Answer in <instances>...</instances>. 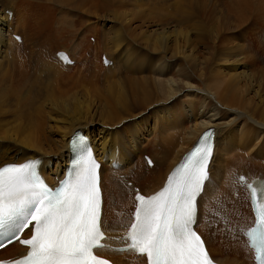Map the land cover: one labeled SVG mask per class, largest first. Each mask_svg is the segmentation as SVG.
Here are the masks:
<instances>
[{
	"label": "bare ground",
	"instance_id": "obj_1",
	"mask_svg": "<svg viewBox=\"0 0 264 264\" xmlns=\"http://www.w3.org/2000/svg\"><path fill=\"white\" fill-rule=\"evenodd\" d=\"M8 1L9 4L7 3L8 5L3 9L2 7L4 3H1L0 5V118L8 116L11 118V121H6L4 124H1L2 122H0V166L5 163L21 162L29 158H38L41 160V173L45 176L48 182L53 183L55 176H58L59 178L62 177L69 161V155L72 153V150L68 143L72 134L76 131H81L83 134L90 136L95 154L101 162L100 177L103 193V217L101 225L109 238L108 242L117 246L122 244L120 242L111 241L110 239L121 236L126 231L129 220L126 218V215H122L121 220L123 224L126 225L120 224V217L115 216L111 208L115 206L127 207L130 204L131 208L123 210H130L133 208V192L131 188L125 186V183L131 182L133 186L139 188L144 195H149L155 192L162 187L167 174L176 166L183 155L191 149L199 135L203 131L212 128L214 130V147L208 166L209 179L205 182L203 193L197 200L198 215L196 229L203 237L210 255L216 262L220 264H244L239 258V252L243 249L242 247L239 248L240 244L236 243V240L228 238L231 242L221 243L216 241L214 236L215 231L211 230V227L213 224H216L213 215L216 214L217 211L212 208H207L205 203L208 200L217 202L221 197L226 195L233 203V208L236 211L237 209L239 210L241 185L237 181V177L239 175H244L247 178V181L253 177L245 171H242V164L244 165L245 162L244 157L246 156V149H236V147H232V143L228 140L230 138L229 135L234 138L237 137L236 134L234 136V131H237V129L242 131L241 136H244L240 138L247 139L248 144H245L244 147L248 148L251 144L249 141V134L253 132V129H255V138L253 141L256 137L261 136V139L264 137V124L255 122L253 115L249 113L251 104L246 98V95L248 94H240L241 90H235V86H237V81L239 80L236 78L238 76H230L223 79L222 84L224 86L220 89V93L215 99L210 93L200 94L201 91L196 84L198 77L191 70V72H187V75H183L185 80L179 85L177 80L172 77H167V73L170 72V69L166 68L169 63L173 61L172 58H165L162 60L164 69L155 67L156 65H154L151 60H149L151 65H148L146 62V59L150 55L149 52H154V54H156V52L159 51L163 52V54H182L185 57V63L188 64L196 61L197 45L202 43L201 37H206L208 34L199 27L200 23H193L195 13L191 10V6L189 5V10L187 5L183 4L180 0H174L173 11H169L167 18L161 21L164 26L161 28L160 32L152 31L148 27H146L145 30L142 29L144 27L138 28L140 31L138 35L142 38L149 39V41L145 43L144 49L152 50L149 52H143L145 54L144 59L139 55L142 53L134 52V56L136 57L134 60H128V58H126L127 60L122 61L119 51L122 44H124L123 42H125L124 37L119 31L112 33V36H107L105 33V40L104 37H102V40L105 41V48L101 53L105 54L106 57L111 60V64L106 66L105 71V73H108L106 79L111 81H109L108 86H106L108 89L106 91L107 94H105V92V95H103L101 92L102 95L98 96L99 94L97 93V95L95 93L99 97H97V101L101 107V117H99L103 121V123L100 124L103 128L98 129L100 125L94 117H90L91 119L86 117L87 120H83V117L81 118L77 115H74L72 120L67 117H65V119L55 118L56 116L53 117V108L50 109L52 111H48L49 117H47L48 113L40 109V107L35 108L31 99L27 100L26 98H23L19 87L20 84H22L21 81L24 80L21 71L26 62L30 64L37 60L38 64V60L39 62L43 61L45 67L46 65H50V62L58 65L60 64L57 60H51L49 62L41 57L42 53L45 55L48 54L47 51H49L50 47H45V40L37 42L32 34L26 32L25 28L29 23H34L37 27L39 26L38 23H40V17L37 15V11L34 10V7L28 5L23 8H18L19 5L15 4V0ZM34 1L38 2L41 0ZM44 1L62 5L61 7L70 10V13L72 11L83 12L84 9L89 8L92 5L98 7V3L101 7V9L99 8L100 10L105 9L112 12L119 11V13H114L113 15H115V17H121V19H129V17H127V11H121V9L118 8L121 3H125L123 0ZM141 1L142 0H138L137 3H141ZM235 2L236 3L233 7L235 8L237 6L241 18L244 16L248 18L252 14L262 16V18L264 17V0H236ZM135 6L141 8V6ZM7 10L11 11V16L6 12ZM91 10L93 9L91 8ZM130 15L132 16V19L130 20L131 22H134L133 17L142 20L144 24L154 19L151 12L140 13L132 11ZM13 20L14 23H10ZM72 20L70 21L67 18L62 17L60 23L63 26H67ZM170 23H175L177 25L193 23V28L191 30L199 34L197 36H192L191 33L185 32L184 30H170L168 28V26L171 25ZM72 24L73 23L70 25ZM134 32L136 33V30ZM12 34H19L21 36V42L15 41L12 38ZM8 35L11 38H9ZM73 35L76 36L77 33L74 32ZM174 36L176 37L175 39H173ZM208 39L211 44H215L217 35L213 34L211 37L208 36ZM48 41H50V39H48ZM171 41L175 44L174 49L169 47ZM29 43L30 47L27 45ZM182 45L184 46L183 49L181 48ZM21 46L23 47L24 52L26 51L25 48H30L28 50L29 53H27L28 60H26V57H23V55H20L19 50L21 49ZM41 46L42 48L40 52ZM52 47L54 46L52 45ZM53 49L54 48H52V50ZM59 49H55L52 54L54 55ZM68 52L73 59V51ZM185 66L187 65L185 64ZM137 73L140 74V76L136 77L135 75ZM147 74H152L154 76H149ZM125 75L126 77H124ZM117 78L123 79L118 81L116 80ZM247 80H251L252 82L255 81V79L251 77H248ZM126 84L130 88L131 100L129 94L125 90ZM104 85L102 86L104 87ZM23 89L21 90L24 93ZM90 90H92V88ZM96 91L94 90L93 92ZM187 92L197 93L204 98V105L200 106L201 100L199 98L185 96L187 101L190 102L188 103L187 108L191 111H198L196 113L197 117L198 113L203 109L202 114L203 118H205V120L203 119L189 130L184 129L180 131L179 129L178 131L176 128H173L168 124V121L165 118H163L159 120L157 125L155 124L159 129H154L156 126H153V123H146L144 125L149 132L144 141H142L143 139L138 140L136 134L124 138L119 132H117L116 129L119 128L124 121L131 120L138 116L141 111L145 110L148 105L152 104L159 96L164 95L169 96V99H174ZM54 99L56 100V98ZM43 100L46 102L48 101V99ZM46 102L43 103L46 105ZM59 103L61 102L59 101ZM65 105L67 106V104ZM65 105L62 106L64 110ZM55 114L57 115V113ZM191 118H195V116H191ZM249 121L250 124L247 126L245 123ZM251 126H254L255 128H252ZM7 127L9 128L6 129ZM160 128L161 131L157 132ZM153 132L161 135V155L158 156L154 151L150 152V154H147L146 152L141 154L142 157L145 154L149 155L154 164L151 169H148L142 158L146 172L139 171L140 165L135 162V157L137 156L136 153L140 148H144L143 142L149 143ZM156 142L152 141L150 143L154 144ZM157 144L161 145L160 143ZM159 145H157V147H159ZM228 160L239 166V171L230 175L232 170L228 171ZM111 161H116L119 164L117 169L110 168ZM231 166L232 168L234 167L233 165ZM151 171L153 172V176L150 177L149 175H151ZM120 174L123 175L118 179ZM258 176L264 178V174ZM150 179H152L153 182H150ZM146 182L148 185L150 184V186H148ZM222 218H225V220L221 219L224 228L232 230V222L230 219L226 216H222ZM250 220V224L252 225L253 218ZM29 235L30 231L27 232L26 237ZM225 235L230 236L229 234ZM227 248L230 249L229 251H231L232 257L224 255ZM25 251V249L18 246L16 243L11 244L0 251V260L16 259L22 256ZM97 253L108 258L113 264H144L142 263L143 260L141 258H137L130 253H116L104 249L97 251Z\"/></svg>",
	"mask_w": 264,
	"mask_h": 264
},
{
	"label": "rangeland",
	"instance_id": "obj_2",
	"mask_svg": "<svg viewBox=\"0 0 264 264\" xmlns=\"http://www.w3.org/2000/svg\"><path fill=\"white\" fill-rule=\"evenodd\" d=\"M137 1L138 0H123L125 3H121L118 8L121 9V11H127V17H129V19H121V17H115V15H113L114 13H119V11L112 12L105 9L100 10L101 7L98 3V7L92 5L89 7L90 9L86 8L83 10V12L72 11L70 13V10H67L66 8L63 9L61 7L62 5L54 3L52 4L44 0L38 2L34 0H15V4L19 5L18 8L32 5L34 10L37 11V15L40 17V23H38V27L34 25V23H29L25 28L26 32L32 34L37 42L45 40V47H50L49 51H47L48 54L46 53L47 55L42 53V56H40L50 62L53 59L51 52L55 48H62L71 52L73 51L74 53L72 52V55L74 54V57H72L75 61V63L67 67H63L52 62H50V65H46L45 67L44 62H39V60L38 64L37 60L30 64L26 62L21 72L22 76H24V80H27H22V84H20L21 88L19 87L23 98H26L27 100L31 99L35 108L40 107V109L44 110L46 113L53 110V117L56 116L55 118L65 119V117H67L72 120V117L77 115L78 117H83V120L94 117V119L96 118V120L99 122V125L103 123L102 119L100 118L101 107L97 100L99 98L98 96L102 95V93L103 95L107 94L106 91L108 89L106 86H108V82L111 81L106 79L108 73H105L106 67L102 65L100 60L102 54L101 52H103L105 48L104 36L106 34L107 36H112V33L116 31H119L122 34L125 39V42H123L124 44H122L119 51L122 61L127 60L126 58H128V60H134L136 58L134 56V52L142 53L139 55L144 59L145 54L143 52H149L152 50L144 49L145 43L148 42L149 39L140 37L138 35L140 32L138 28L144 27L142 29L145 30V28L148 27L152 31L160 32L161 28L164 26L161 21L167 18L169 11H173L174 0H142L141 3H137ZM180 1L187 5L189 10L191 6V10L194 11L195 18L193 23H200L199 27L203 31H206L210 37L213 34H216L217 40L215 44H211L209 42L208 36H202V43L197 45V59L192 63H185L186 60L182 54H163V52L159 51L156 52V54H154V52H149L150 55L146 59L148 65H151L149 61L151 60V62L156 65L155 67L164 69L162 60L165 58H172L173 61H171L166 68L170 69V72L167 73V77L174 78L177 80L179 85L185 80L183 75H187V72L191 70L198 77L196 84L201 91L200 94L210 93L215 99L220 93V89L224 86L222 84V80L230 76H238L236 78L239 80L237 81L235 90H241L240 94H248L246 95V98L251 104L249 113L253 115L255 122L264 124V17L262 18V16L252 14L248 18L245 16L241 18L237 6L235 8L233 7V5L236 3V0ZM1 3H4L2 7L3 9L9 4V1L0 0V5ZM134 4L141 6V8L136 7ZM91 8L93 10H91ZM132 11L140 13L151 12L154 19L144 24L142 20L133 17L134 22H131L130 20L132 19V16L130 14ZM62 17L67 18L70 21L73 19L74 21L72 20L71 22L73 24L70 25V23L67 26H63L60 23ZM10 23H14V20ZM193 23L187 25H177L175 23H170L171 25H169L168 28L170 30L177 31L184 30L185 32L191 33L192 36H197L199 33L193 32L191 30L193 28ZM135 30L136 33L134 32ZM74 32L77 33L76 36L73 35ZM8 37L11 38L9 35ZM102 37H104V40H102ZM175 38L176 37L174 36L173 39ZM48 39H50V41H48ZM27 45L30 47V43ZM52 45L54 47H52ZM174 45L175 44L172 41L169 43V47L173 49ZM41 48L42 46L40 47V52ZM52 48L54 49L52 50ZM181 48L183 49L184 46L182 45ZM25 49L26 51L24 52L23 47L21 46L19 53L20 55H23V57H26V60H28L27 53H29L28 50L30 48L27 47ZM76 58H78L80 61ZM185 64L187 66H185ZM135 76L138 77L140 74L137 73ZM149 76L154 75L150 74ZM124 77H126V75ZM248 77L254 78L255 81L252 82L251 80H247ZM120 79L117 78L116 80L119 81ZM102 85H104L105 89ZM91 88L92 90H90ZM21 89L24 90V93ZM96 89L99 92H97ZM94 90L96 92H93ZM125 90L129 94L131 100V92L127 84L125 85ZM30 91L33 92L31 93ZM95 93H98L99 95L97 94V96ZM186 95L190 98H199L201 100L200 106L204 105V98L197 93L187 92L186 94L177 96L174 99H169V96L161 95L156 98L152 104L148 105L145 110L141 111L138 116L131 120L124 121L123 124L116 129L117 132H119L124 138L136 134L138 136V140L143 139L142 141H144V139L149 134L144 125L146 123H153V126L155 124L157 125L159 120L163 118H165L168 121V124H170L173 128H176L178 131L179 129L180 131L184 129L189 130L191 127H194L195 124L201 122L203 119L205 120V118H203L202 114L203 109L198 113L197 117L196 113L198 111H191L189 108H187V105L190 102L187 101V98L185 97ZM54 98H56V100ZM41 99H48V101H42ZM50 101L54 102L55 104ZM59 101L61 103H59ZM43 102H46V105ZM65 104H67V106ZM64 105L65 110L62 108ZM55 113H57V115ZM47 115V117H49V113ZM191 116H195V118H191ZM10 119V117L5 116L0 118V122H2L1 124H4L6 121H11ZM245 124L249 126L248 124H250V121ZM99 127L98 129L103 128L101 125ZM157 127L158 126L154 127V129H159ZM251 127L255 128L254 126ZM8 128L9 127L6 129ZM160 131L161 128L157 132ZM241 133L242 131L237 129V131H234V136L236 134L237 137L232 138V136L229 135L230 138L228 140L232 143V147H236V149H246V156L244 157L245 162L244 165L242 164V171H245L251 175H257V173L264 174V137L262 139L261 136L256 137V139L253 141L255 138V129H253V132L249 134V141L251 144L248 148H245L244 145L248 144V142L246 138H240L244 136H241ZM152 141L157 142L152 144L150 143ZM157 143L161 144L162 140L161 135L158 133L155 134V132L151 134V140L149 143L143 142L144 148H140V150L136 153L137 156L135 157V162L139 164L141 168H139V171L146 172L141 154H144V152L150 154V152L154 151V153L156 152L158 156L161 155L162 144L159 145ZM157 145H159V147H157ZM227 163L230 168H228V171L232 170L230 175L239 171V166L229 160ZM231 165L234 167L232 168ZM121 175L123 174H120L118 179H120ZM149 176H153L152 171L151 175ZM149 181L153 182L152 179ZM146 184L148 185L147 182ZM148 186H150V184ZM241 192L243 193V197L240 193L239 210L237 209V211L233 208V203L226 195L221 197L217 202L208 200L205 204L207 208H212L213 210L217 211V213L213 215V219L216 220V224H213L211 227V230L215 231L214 236L216 241L224 243L231 242V238L232 240H236V243L240 244L239 248L242 247L243 249L239 252V258L244 264H252V253H249L246 246H243V242L241 243L238 233L239 227L249 223V221H251L250 219L252 218H250L248 209V196L246 198L244 191ZM126 208H130V205L127 207L115 206L111 208L115 216L120 217L119 222L122 225H126L123 224L121 220V216L124 215L125 212L123 209ZM219 215L220 218L218 221ZM222 216H226L230 219L232 222V230L224 228L221 222ZM250 225L251 224L249 223L248 226ZM225 234H229L230 236L227 235V237ZM229 250L230 249L227 248V250L224 252V255L227 257H232V253Z\"/></svg>",
	"mask_w": 264,
	"mask_h": 264
},
{
	"label": "snow or ice",
	"instance_id": "obj_3",
	"mask_svg": "<svg viewBox=\"0 0 264 264\" xmlns=\"http://www.w3.org/2000/svg\"><path fill=\"white\" fill-rule=\"evenodd\" d=\"M212 135L208 132L203 139L208 141ZM78 144L81 157L73 168L79 170L69 173L55 191L38 175L37 161L0 167V232L7 235L5 243L19 239L29 225L33 228L31 238L20 241L29 248L27 255L13 264H109L94 254V249L103 247L104 238L99 165L83 137ZM197 153L199 159L191 168L187 163L181 166L184 174L178 180L175 175L170 177L168 186L151 197L136 196L135 219L125 240L129 250L147 255L148 264H213L201 237L192 229L196 197L208 178L211 145L197 148L192 156ZM238 180L253 202L258 193H264V180L259 187L246 182L243 175ZM255 211L256 226L246 235L258 253L257 264H264V204Z\"/></svg>",
	"mask_w": 264,
	"mask_h": 264
}]
</instances>
